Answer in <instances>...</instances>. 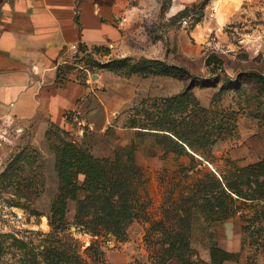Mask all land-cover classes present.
I'll return each mask as SVG.
<instances>
[{"label":"trees","instance_id":"16d2710c","mask_svg":"<svg viewBox=\"0 0 264 264\" xmlns=\"http://www.w3.org/2000/svg\"><path fill=\"white\" fill-rule=\"evenodd\" d=\"M130 60L113 59L103 66L121 76L134 73L174 76L183 80V90L172 96L148 97L137 102L128 111L130 117L125 125L136 129V139L117 146L114 158L96 157L71 131L50 128L46 136L56 141L52 146L59 180L49 216L50 230L29 231L26 235L0 232V264H96L97 253H90L94 261L91 263L82 251L83 242L71 227L74 225L77 231L93 236L127 235L128 225L140 210L146 209L135 189V182L141 179L135 150L142 136L163 137L173 144L178 155L187 153L190 147L203 149L208 157H213L222 148L223 136L235 125V117L229 112L218 114L196 98L193 89L202 77L186 67L161 60L145 58L137 63ZM249 76L257 80V74ZM226 84L238 92L242 90L240 79L227 80ZM71 116L72 112L68 113ZM30 157L31 153L25 151L17 153L0 173V193L17 198L11 205L28 206L29 181L24 172ZM72 203L76 210L73 217L69 214ZM170 209L174 215L154 222L159 243L152 251L156 264H166L172 258L178 264L241 262L247 239L250 247L264 251V158L246 165L233 162L221 176L204 173L183 186ZM234 214H240L246 236L241 250H226L212 240L207 244L210 258L196 256L194 226L199 224L208 229ZM94 246L95 241L86 252Z\"/></svg>","mask_w":264,"mask_h":264},{"label":"rangeland","instance_id":"374dc122","mask_svg":"<svg viewBox=\"0 0 264 264\" xmlns=\"http://www.w3.org/2000/svg\"><path fill=\"white\" fill-rule=\"evenodd\" d=\"M143 2H152L156 9L160 7L162 14L169 13V18L161 22V27L167 32L185 17L192 15L195 20H201L207 10L213 22L221 25V36L214 31L212 42L199 54L188 56L177 52L175 47H169L166 62L186 67L192 74L202 77L193 89L196 98L218 114L233 113L235 125L224 134L222 148L213 157H208L203 149L190 147H187V153L178 155L173 144L160 136L147 134L139 138L135 156L141 168V179L135 182V189L140 204L146 209L140 210L128 225L127 235L123 238L112 234L93 236L71 229L83 242L82 251L91 263L94 261L90 253H97L96 264H156L152 251L159 243L154 222L174 215L170 208L180 197L183 186L206 172L221 176L233 162L246 165L264 158V0H196L181 9H178V0ZM215 5L219 6L218 12L213 11ZM153 15L149 26L151 33L158 35V26L155 25L157 11H153ZM128 58H131L130 63L145 59ZM252 73L257 74L258 81L249 76ZM161 76L166 84L162 96H172L183 90V80ZM237 79L241 80L240 92L233 85L226 84L227 80ZM221 91L224 93L220 94ZM128 111L118 118L121 126L128 123ZM110 132L115 138L116 132ZM82 140L85 145L90 144L89 136ZM55 142L52 137L41 144H34L30 135L21 134L16 125L0 120V173L17 153H31L24 172L29 181L28 206L11 205L10 202L17 198L10 193H0V232L26 235L29 231L50 230L49 216L59 186L52 146ZM113 153L112 158L115 151ZM21 201L25 202L24 199ZM75 212V203H72L70 216L73 217ZM194 228L196 256L207 260L210 258L207 248L210 241L214 240L226 250L239 252L246 239L240 214L230 215L208 229L199 224ZM93 241L96 249L86 252ZM248 241L241 262L227 261L224 264H264V251L250 247ZM166 264H178V261L172 258Z\"/></svg>","mask_w":264,"mask_h":264},{"label":"crops","instance_id":"0c3cea01","mask_svg":"<svg viewBox=\"0 0 264 264\" xmlns=\"http://www.w3.org/2000/svg\"><path fill=\"white\" fill-rule=\"evenodd\" d=\"M143 1L0 0V120L34 144L45 142L52 127L81 142L89 136L88 146L100 158H112L117 146L134 141L136 129L118 118L146 97H165V78L121 76L103 65L127 57L166 62L169 47L196 56L214 31L221 36L208 10L201 20L185 17L167 32L161 22L169 13ZM178 1L181 9L196 0ZM153 11L158 35L149 26ZM76 42L88 53L80 66L71 62Z\"/></svg>","mask_w":264,"mask_h":264},{"label":"built area","instance_id":"2783aa9c","mask_svg":"<svg viewBox=\"0 0 264 264\" xmlns=\"http://www.w3.org/2000/svg\"><path fill=\"white\" fill-rule=\"evenodd\" d=\"M219 6L215 5L213 6V11L218 12ZM71 50H72V59L71 62L75 66H80L81 62L83 61L84 57L88 54L86 50H83L80 46V43L76 42L71 44Z\"/></svg>","mask_w":264,"mask_h":264},{"label":"water","instance_id":"95a60500","mask_svg":"<svg viewBox=\"0 0 264 264\" xmlns=\"http://www.w3.org/2000/svg\"><path fill=\"white\" fill-rule=\"evenodd\" d=\"M71 229H72L73 231H76L77 228H76V226L73 225V226L71 227Z\"/></svg>","mask_w":264,"mask_h":264}]
</instances>
